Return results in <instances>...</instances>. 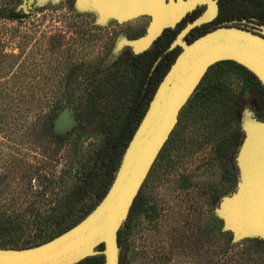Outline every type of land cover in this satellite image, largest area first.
Wrapping results in <instances>:
<instances>
[{"label": "rangeland", "instance_id": "374dc122", "mask_svg": "<svg viewBox=\"0 0 264 264\" xmlns=\"http://www.w3.org/2000/svg\"><path fill=\"white\" fill-rule=\"evenodd\" d=\"M33 9L34 15L22 20L0 22V83L5 85V95L0 97L20 102L22 109L20 121H14L10 129H0V168L9 175L1 201L8 213L22 216L19 230L8 235L20 241L50 231L54 208L64 204L62 171H67L69 186L85 174L98 175L96 190L101 193L110 169V159L99 154L104 139L97 130L75 133L62 147L41 138L36 126L41 103L57 99L76 103L86 98L84 89L96 71L117 57L121 42L142 36L127 37V31L141 29L148 21L140 17L129 26L110 18L101 23L95 9L79 8L76 0H36ZM73 64L80 71L68 86L65 77ZM243 72L224 67L228 86L231 82L237 91L246 87V98L259 105ZM67 112L71 121L79 119L72 109ZM192 130H178L161 166L146 179L140 210L123 231V264H245V256L255 261L264 258L253 244V239L261 238L236 239L218 213L216 201L237 187L238 172L232 160L238 149L234 156L231 142L230 154L220 145L227 131L217 129L198 138L189 136ZM184 137L187 144L181 148ZM40 168L54 172L53 179L43 183L37 174ZM48 182L43 194L33 193L32 189ZM98 201V195L88 199L92 204Z\"/></svg>", "mask_w": 264, "mask_h": 264}, {"label": "water", "instance_id": "95a60500", "mask_svg": "<svg viewBox=\"0 0 264 264\" xmlns=\"http://www.w3.org/2000/svg\"><path fill=\"white\" fill-rule=\"evenodd\" d=\"M76 1L79 8L95 9L101 23L110 18L126 21L142 14L153 17L146 34L121 42L119 54L124 47L132 48L135 54L144 52L196 2L178 5L166 4V0ZM35 2L23 0L21 6L29 11ZM210 17L211 14H206L195 19L171 42L170 49L181 45L183 50L156 87L108 190L96 206L78 223L47 241L29 247L0 246V264H79L97 255L104 257L105 264H120L119 233L178 124L181 110L209 68L218 62L233 61L250 68L264 86V37L230 27L203 35L191 43L184 40L191 28ZM71 109L76 115L75 109L68 105L56 116L55 133L66 135L77 127L79 119L75 122L68 119L67 111ZM241 126L244 138L235 157L237 187L219 200L218 213L236 239L249 236L264 240V119L246 111Z\"/></svg>", "mask_w": 264, "mask_h": 264}, {"label": "trees", "instance_id": "16d2710c", "mask_svg": "<svg viewBox=\"0 0 264 264\" xmlns=\"http://www.w3.org/2000/svg\"><path fill=\"white\" fill-rule=\"evenodd\" d=\"M22 2L23 0H11L10 3H0V22L4 20H22L27 16L34 15L35 10L30 9L26 11L21 6ZM155 61L156 56L149 51L135 54L128 49H124L110 64L99 72L96 71L97 73H94L93 81L84 89L86 98L80 99L76 103H72L69 100L62 101L60 99L41 103L38 122L36 123L41 138H46L62 147L71 135L75 133L81 135L84 132L87 133L97 130L103 134L104 143L99 154H103L104 157L107 156L108 160L110 159L108 161L110 169L108 171L107 181L103 184L104 187L100 193V191L96 190L98 175H94L93 173L91 176L90 174H85L82 176L80 182H75L69 186L68 183H65V172L67 171H62L59 179L63 181L65 186V194L63 195L64 204L61 205L59 203L58 207L54 208L56 216L51 225H49L50 231L20 241L14 236H8L10 232H17L19 230L22 225V221L20 220L22 216L19 213H8L6 204L1 201L5 187L8 186L9 175L6 171L7 169L1 171L0 168V246L29 247L47 241L78 223L96 206L98 202L92 204L88 202V199L92 195H98L100 200L105 195L114 178V173L118 168L121 156L141 121L156 89V86L153 87L151 85L150 78L151 80H155L163 74V72L156 70ZM225 66L243 72L242 66L233 61L218 62L209 68L189 101L181 110L179 122L161 150L149 175L155 167L161 166L167 153L171 149L173 139L179 135V129L189 127V129H193L189 136L198 138L201 135H206L217 129L227 131L228 137L220 145L227 150L228 154L231 142L233 149L235 148L233 150L235 156L244 138L241 125L245 112H251L258 118L264 119V86L248 87L253 96L258 98L259 105H255L254 102L257 100L254 101L251 98H246V87H239V91H237L235 87L231 86V82L230 87L228 86L229 83L224 76ZM70 69L65 77L68 80V86H70L71 80L78 75L80 66L73 64ZM96 74H98L97 78L94 77ZM4 89L5 85L0 83V96L5 95ZM197 94L202 95L196 99ZM229 97L230 100L227 99ZM66 102L67 104H65ZM68 105L73 106L75 109L79 118V124L72 132L66 135H60L54 131V121L59 111ZM258 106H260L259 108L262 111H258ZM21 112L20 102L10 103L5 97H2V99L0 97V129L12 128L14 121H20L18 115ZM188 122L189 124L186 127ZM186 141L184 137L181 142V148L185 147L187 144ZM232 161L234 166L235 157H233ZM37 174L44 183V180L47 178H52L54 172L47 173L45 169L42 170L40 168L37 170ZM49 183H46L44 186L41 185V188L37 190L31 189L37 195L43 194ZM141 192L132 206L126 224L119 233V241H122L124 228L129 225L131 219L140 210ZM45 230H47V227ZM253 244L256 245V248L261 253H264V240L253 239ZM95 257L97 260L94 257H89L79 264L103 263L104 257L102 255ZM253 258L255 257L245 256L242 257V260L244 259L245 264H264L263 257L258 261H255Z\"/></svg>", "mask_w": 264, "mask_h": 264}, {"label": "flooded vegetation", "instance_id": "af4514ba", "mask_svg": "<svg viewBox=\"0 0 264 264\" xmlns=\"http://www.w3.org/2000/svg\"><path fill=\"white\" fill-rule=\"evenodd\" d=\"M190 2L191 0H166V4L186 5ZM206 14H211V17L207 21L191 28L184 36L185 41L191 43L203 35L223 28L230 29V27L243 28L264 37V0H196L191 10L183 14L174 26L165 28L155 42L144 51H149L156 56V70L158 72H163L161 77H158L159 79L156 78L155 80H151L150 78V83L153 87L158 86L160 80L176 56L183 50L181 45H176L174 48L170 49L171 42L188 24ZM140 17L146 18L148 21L145 25L143 24L141 29H129L127 31L128 33H126L127 37H139L146 34L148 26L153 19L149 14H142L122 23L131 26L136 19ZM132 33H134V35H131ZM124 49H128L134 53L130 47H124ZM242 68L248 78L247 81L250 87L263 86L250 68L245 66H242ZM120 245L123 250L124 245L122 241H120ZM123 262L124 259L120 256V264H123ZM102 264H105L104 259Z\"/></svg>", "mask_w": 264, "mask_h": 264}]
</instances>
